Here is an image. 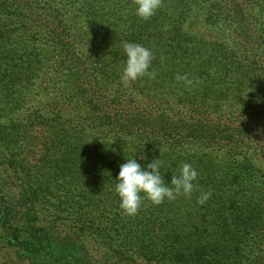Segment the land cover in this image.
<instances>
[{
	"label": "trees",
	"instance_id": "16d2710c",
	"mask_svg": "<svg viewBox=\"0 0 264 264\" xmlns=\"http://www.w3.org/2000/svg\"><path fill=\"white\" fill-rule=\"evenodd\" d=\"M191 18L214 38L191 34ZM125 42L152 51L154 78L121 81ZM22 144L25 222L0 194L9 241L26 228L21 264L91 263L55 250L58 229L126 264L247 263L264 223V0H163L147 21L134 0H0L5 165L24 166ZM131 158H160L166 184L189 163L197 187L128 216L115 179Z\"/></svg>",
	"mask_w": 264,
	"mask_h": 264
},
{
	"label": "clouds",
	"instance_id": "9594fccd",
	"mask_svg": "<svg viewBox=\"0 0 264 264\" xmlns=\"http://www.w3.org/2000/svg\"><path fill=\"white\" fill-rule=\"evenodd\" d=\"M135 15L142 20L151 19L161 8L163 0H134ZM125 66L121 81L128 84L144 76L154 78L150 72L153 53L150 49L138 43L125 42ZM182 79V77H177ZM142 158L143 155H142ZM162 162L160 158L152 159L142 167L135 158L126 159L120 165L115 179V192L119 197V207L128 216H135L147 199L153 205H160L167 201H174L180 196L191 197L196 189L197 170L189 163H184L178 173H174L170 183H165L161 174ZM211 197V192H202L197 203L203 205Z\"/></svg>",
	"mask_w": 264,
	"mask_h": 264
},
{
	"label": "rangeland",
	"instance_id": "374dc122",
	"mask_svg": "<svg viewBox=\"0 0 264 264\" xmlns=\"http://www.w3.org/2000/svg\"><path fill=\"white\" fill-rule=\"evenodd\" d=\"M185 27L191 34L204 37L208 40L213 39L215 36L214 32H212V28L204 24L201 19L198 18L189 19ZM16 153L18 154L17 159L23 162L24 166L21 168L15 167L14 169L11 165H5L0 159V194L3 195V200L7 201V203L11 205L15 203L16 207L13 212V222L21 225L26 221V215L24 214L26 200L20 198L22 194V192L20 193L22 181L20 175L23 177V180L26 181V145L22 144L19 149H16ZM41 218L48 221L49 216L45 214ZM2 223L3 221L0 220V264H21V261L18 260L16 256L15 248L21 247L22 245L19 243H21V241L24 242V239H26V228L20 227L21 236L19 240L10 242L9 239L12 237L11 235H13V228L6 229ZM261 228L260 235L246 237V249L255 250V254L251 258L247 255V260H250L247 261V263L243 262V264H264V223ZM52 234L53 241L56 245L55 250L59 253L65 252L67 258L85 257L87 260L91 261L89 264H126L118 261L114 257L107 256L108 254L112 255V252L96 243V241L89 242L86 245L87 248H85V246L76 239L68 238L71 237L68 230L64 231V229H58L56 231L54 230ZM27 262L28 261L23 263L27 264ZM141 264L147 263L143 262Z\"/></svg>",
	"mask_w": 264,
	"mask_h": 264
}]
</instances>
